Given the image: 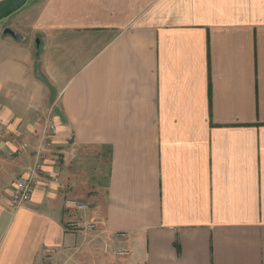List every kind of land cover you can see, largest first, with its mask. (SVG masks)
I'll list each match as a JSON object with an SVG mask.
<instances>
[{
    "label": "crops",
    "instance_id": "1",
    "mask_svg": "<svg viewBox=\"0 0 264 264\" xmlns=\"http://www.w3.org/2000/svg\"><path fill=\"white\" fill-rule=\"evenodd\" d=\"M0 20V264H264V0H0Z\"/></svg>",
    "mask_w": 264,
    "mask_h": 264
},
{
    "label": "built area",
    "instance_id": "2",
    "mask_svg": "<svg viewBox=\"0 0 264 264\" xmlns=\"http://www.w3.org/2000/svg\"><path fill=\"white\" fill-rule=\"evenodd\" d=\"M55 123L53 116L48 113L43 122V128L40 133L38 142L34 146V158L27 164L23 170L22 176L15 182L14 190L12 191L8 206L16 209L20 207L24 202L29 200L31 193L35 184L38 181L40 172L43 169L45 159L47 158V149L52 145V141L49 139V135L55 133ZM29 148V143L27 141H22L18 148L17 152L26 151ZM62 186V185H60ZM66 203L75 209H84L85 204L80 203L75 199L68 198ZM94 223H87L82 225V227L91 229L94 227ZM80 223L77 221H69L70 227H79ZM117 256H127L129 254L128 250L117 249L115 250Z\"/></svg>",
    "mask_w": 264,
    "mask_h": 264
},
{
    "label": "rangeland",
    "instance_id": "3",
    "mask_svg": "<svg viewBox=\"0 0 264 264\" xmlns=\"http://www.w3.org/2000/svg\"><path fill=\"white\" fill-rule=\"evenodd\" d=\"M5 25H8V23L4 22L3 24H1V28ZM11 28L13 29L14 26L13 24L11 25ZM37 37H35V39L33 40V43L35 45H37V41H36ZM129 258H127L126 256H120V257H116V256H109V260H108V264H124Z\"/></svg>",
    "mask_w": 264,
    "mask_h": 264
},
{
    "label": "water",
    "instance_id": "4",
    "mask_svg": "<svg viewBox=\"0 0 264 264\" xmlns=\"http://www.w3.org/2000/svg\"><path fill=\"white\" fill-rule=\"evenodd\" d=\"M2 20H0V23ZM3 33H8L9 35L13 36L14 38H17V33L15 31H13L10 27H8L7 25L4 26L3 30H2Z\"/></svg>",
    "mask_w": 264,
    "mask_h": 264
}]
</instances>
